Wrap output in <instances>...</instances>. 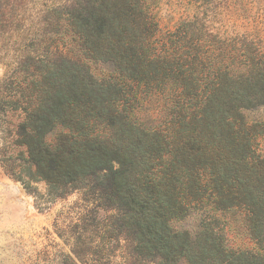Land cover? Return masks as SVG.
<instances>
[{
	"label": "trees",
	"instance_id": "trees-1",
	"mask_svg": "<svg viewBox=\"0 0 264 264\" xmlns=\"http://www.w3.org/2000/svg\"><path fill=\"white\" fill-rule=\"evenodd\" d=\"M156 1L46 7L5 85L22 115L1 128L24 148L13 175L27 190L45 183L49 199L95 184L115 212L59 264H111L123 236L157 264H264V153L244 117L264 108V42L196 20L166 32ZM192 215L196 229L175 227ZM235 228L250 249L229 246Z\"/></svg>",
	"mask_w": 264,
	"mask_h": 264
},
{
	"label": "rangeland",
	"instance_id": "rangeland-1",
	"mask_svg": "<svg viewBox=\"0 0 264 264\" xmlns=\"http://www.w3.org/2000/svg\"><path fill=\"white\" fill-rule=\"evenodd\" d=\"M74 1L17 0L14 4V0H0V21L11 18L5 23L7 33L0 27V264H59L73 257L72 251L77 250L80 238L87 244L97 242L100 233L94 228L97 225L94 220L110 219L115 214L104 206L95 184L53 199L47 197L43 182L33 183L32 189L27 190L13 175L20 169L24 148L16 146L15 131H1V128L7 129L6 126H17L22 118L21 111L14 110L8 103L14 87L5 88L11 70L16 68L14 56L19 52L21 40L26 39L29 44L31 32L44 26L46 7L71 5ZM153 7L166 32H174L184 21L196 20L223 38L264 42V0H211L205 5L157 0ZM92 69L96 76L107 72L101 64L92 65ZM244 117L257 133L256 143L264 153V108L245 111ZM103 222L104 219L100 223ZM198 225L199 217L195 215L175 223L180 230H194ZM240 232L235 228L228 235L229 246L236 250L250 249L252 243ZM112 247L105 255L115 256L111 264H157L156 260L138 257L132 240L126 236ZM46 256L55 262L47 263Z\"/></svg>",
	"mask_w": 264,
	"mask_h": 264
}]
</instances>
